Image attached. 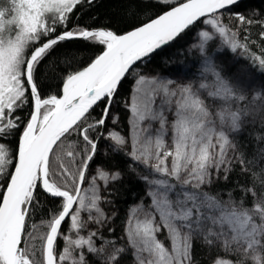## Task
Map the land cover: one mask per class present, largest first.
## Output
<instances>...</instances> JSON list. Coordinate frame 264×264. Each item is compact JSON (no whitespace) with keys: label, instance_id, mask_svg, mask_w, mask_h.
<instances>
[{"label":"snow or ice","instance_id":"6c2138e0","mask_svg":"<svg viewBox=\"0 0 264 264\" xmlns=\"http://www.w3.org/2000/svg\"><path fill=\"white\" fill-rule=\"evenodd\" d=\"M93 3L0 0V264H38L30 222L41 196L53 207L42 221L39 264H264V148L249 160L244 135L257 131L264 145V125L249 129L255 121L247 119L248 105L264 97V0L244 7V0H141L144 7L128 14L152 15L122 34L69 28L75 10ZM217 37L222 45L210 53ZM72 41L86 46L56 51ZM225 45L240 49L234 62L248 59L260 76L218 67L214 57ZM170 47L199 59L176 65L164 57L165 71L144 73ZM118 100L130 113V140L116 127ZM74 133L82 140L65 163L57 149ZM116 157L147 189L119 235L112 185L125 170ZM234 173L239 201L232 191L227 201L207 191Z\"/></svg>","mask_w":264,"mask_h":264},{"label":"trees","instance_id":"16d2710c","mask_svg":"<svg viewBox=\"0 0 264 264\" xmlns=\"http://www.w3.org/2000/svg\"><path fill=\"white\" fill-rule=\"evenodd\" d=\"M136 5L137 8H143L144 5L141 3V0H94V3L88 7L85 11L83 6L78 7L72 15V21L68 25L71 28L74 24H89L95 26H106L111 30L116 32H123L126 31L133 22H139L141 20H145L147 17L151 16V12H146L144 15L137 16L136 14L129 15V10L132 5ZM261 0H244V6H251V5H260ZM264 7V5H261ZM79 14V20H76V15ZM260 29L258 27H253L251 31V39L256 41V44L252 46V50L259 53V46L261 44L260 36H259ZM243 34H241L242 36ZM86 45L82 41H72L66 42L61 44L57 48V52L65 48H76V47H85ZM97 51L102 50L103 46L99 44L92 45ZM216 47L213 44H210L209 52H213ZM92 55L91 52L82 53L81 56H78L77 59H81L82 57H87ZM164 57H167L170 61H173L174 64L179 65L182 61L185 63H192L193 58L199 59V54L197 52H193L189 54L186 49L181 50L176 47H170L163 50L160 55L153 58L152 62L149 63L146 67H143L144 73H159L166 70L167 65L164 63ZM215 63L218 67L223 68L226 73L237 74L239 70L243 67H248L251 72L257 77L260 76V73L250 66V62L246 58H240L238 62H234L237 58L234 57V54L231 52L230 49L225 48L224 51L217 53L214 57ZM195 71V69H193ZM57 75V69L54 67L51 71H49L48 76L49 79L54 78ZM133 84V78L129 77L123 84L121 89V95L126 96L127 93L130 91L131 86ZM47 87V85H45ZM208 103H211V98H208ZM249 115L247 119L249 121H255L254 124H249V129L258 130L262 125H264V97L259 98V100L255 101V103H251L248 105ZM113 112L120 113V123L116 126L121 130V132L127 136L129 134V124H128V116L129 112L126 111L123 107L122 101L118 100V106L112 108ZM96 112H99V109H96ZM95 115V113H94ZM258 134L257 131L253 132V135L248 136V133H244L245 135V146L248 149L249 155L248 159L251 160L253 158L252 152L257 147L264 148V145H259L256 141V135ZM82 140V137H79L78 134L74 133L71 138L66 140L64 144L57 149L58 156L67 163L69 158L67 157L66 153L70 150H74L73 142L76 140ZM108 142L101 140L100 146L103 148ZM117 165L125 170V175L122 181L118 184L112 185L118 190V195L115 197L117 204L116 207L119 208V216L115 221L116 231L119 235L121 232V225L122 222L126 220V212L129 209L130 205H137L141 203V199L145 196L146 186L145 184L138 179L136 173L128 172L126 169V164L123 159L120 157H116ZM60 160H57L53 165V171L58 172ZM109 166L111 162H108ZM239 169L236 170L238 173ZM259 172V168L256 169ZM236 173L233 174L231 181L228 184H225L221 181L219 184L212 186L210 189H207L211 194L217 195L219 194L224 201L229 199L228 191L233 192V199L239 201L243 196L244 193L240 187L237 186V179ZM56 179H60L56 177ZM241 182H243V177L240 178ZM251 182L249 183V187H251ZM40 205L42 207H38L35 211L33 216V220L30 222V231L34 232L36 237L35 241H33L35 248L37 249L36 258L39 264L40 253L39 249L41 247L40 237L45 234L47 231L45 223L50 216L49 208L53 207V205L47 202V198L41 196L40 198ZM145 203L147 201L145 200ZM107 209L110 211V206L106 205ZM31 223L35 224V228H31Z\"/></svg>","mask_w":264,"mask_h":264},{"label":"rangeland","instance_id":"374dc122","mask_svg":"<svg viewBox=\"0 0 264 264\" xmlns=\"http://www.w3.org/2000/svg\"><path fill=\"white\" fill-rule=\"evenodd\" d=\"M210 44H213V45L217 48V47H219V46L222 45V41H221V39H220L219 37H217L214 41L210 42ZM223 47H224V49L227 48L226 45L223 46ZM240 52H241V50L238 49V50H237V53H235V54L233 53V54H234V57L237 58ZM197 53H198V52H197ZM198 54H199V53H198ZM199 55H200V54H199ZM152 74H154V73H152ZM259 98H261V97H258V98L256 99V101L259 100ZM128 132L130 133V127H129V131H128ZM125 138L130 140V136H129V134H128L127 136H125ZM129 146H130V144H129ZM103 207H104L105 209H107L106 204L103 205Z\"/></svg>","mask_w":264,"mask_h":264},{"label":"water","instance_id":"95a60500","mask_svg":"<svg viewBox=\"0 0 264 264\" xmlns=\"http://www.w3.org/2000/svg\"><path fill=\"white\" fill-rule=\"evenodd\" d=\"M107 29L111 30L110 28L107 27ZM128 30V29H127ZM125 32V31H123ZM123 32H117V34H122ZM62 94V93H61Z\"/></svg>","mask_w":264,"mask_h":264}]
</instances>
